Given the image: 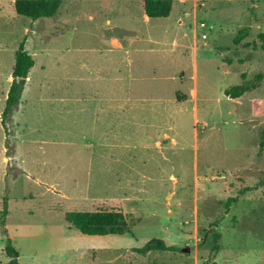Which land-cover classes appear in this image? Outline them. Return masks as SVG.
I'll use <instances>...</instances> for the list:
<instances>
[{
  "label": "rangeland",
  "instance_id": "obj_1",
  "mask_svg": "<svg viewBox=\"0 0 264 264\" xmlns=\"http://www.w3.org/2000/svg\"><path fill=\"white\" fill-rule=\"evenodd\" d=\"M15 1L0 0V264L7 239L21 264H264V79L225 94L264 76V0H172L166 19L142 0H62L36 21ZM22 43L35 66L3 124ZM112 209L131 233L65 220ZM153 239L178 251H136Z\"/></svg>",
  "mask_w": 264,
  "mask_h": 264
},
{
  "label": "trees",
  "instance_id": "obj_2",
  "mask_svg": "<svg viewBox=\"0 0 264 264\" xmlns=\"http://www.w3.org/2000/svg\"><path fill=\"white\" fill-rule=\"evenodd\" d=\"M143 3L145 13L150 19L169 18L173 10L172 0H143ZM61 6L62 0H16L14 2L16 13L21 17L28 18L33 21L42 18L55 17ZM247 34V28L239 30L234 43L239 45L247 37ZM34 66L35 61L33 56L25 51V43H22L15 55V64L12 73L13 81L8 92L6 107L2 116L3 124L12 117L14 111L18 108L25 90L27 79ZM263 79V74H259L257 75L254 83H243L241 85L234 86L230 90H227L225 94L232 99H239L245 94L258 89ZM184 98L185 97H183V99ZM259 148L260 151L264 150V129L261 131ZM236 201V198L230 199L226 204L227 208H229L231 204ZM7 215L8 209L7 205H5L3 211L1 212V217L3 218L2 225L5 224V218ZM65 220L72 227L87 236H121L131 233V229L134 225L131 217L120 209L97 210L95 212H70L66 214ZM6 232L7 231L5 230V233ZM209 234H212L215 242L212 247V252L214 254H218L221 250L219 244L221 234L216 232L214 229H210L207 233H205L203 243L207 240ZM136 251L141 255H146L149 252H176L178 251V248L176 246L166 245L161 239H153L148 242L144 248ZM5 252L9 258V264H21L19 260L20 253L13 246L10 239H7L6 241ZM211 264L218 263L213 261Z\"/></svg>",
  "mask_w": 264,
  "mask_h": 264
},
{
  "label": "water",
  "instance_id": "obj_3",
  "mask_svg": "<svg viewBox=\"0 0 264 264\" xmlns=\"http://www.w3.org/2000/svg\"><path fill=\"white\" fill-rule=\"evenodd\" d=\"M183 252L189 253V252H190V249H189V248H185V249L183 250Z\"/></svg>",
  "mask_w": 264,
  "mask_h": 264
},
{
  "label": "crops",
  "instance_id": "obj_4",
  "mask_svg": "<svg viewBox=\"0 0 264 264\" xmlns=\"http://www.w3.org/2000/svg\"><path fill=\"white\" fill-rule=\"evenodd\" d=\"M143 1V0H142ZM146 19H148L147 15H146ZM150 19V18H149Z\"/></svg>",
  "mask_w": 264,
  "mask_h": 264
}]
</instances>
